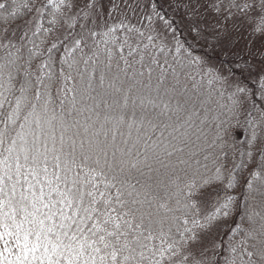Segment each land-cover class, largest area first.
Masks as SVG:
<instances>
[{
    "label": "trees",
    "instance_id": "1",
    "mask_svg": "<svg viewBox=\"0 0 264 264\" xmlns=\"http://www.w3.org/2000/svg\"><path fill=\"white\" fill-rule=\"evenodd\" d=\"M148 1L137 31L74 44L58 0H0V130L14 102L30 132L21 160L0 146L4 236L53 264H264V57L204 37L264 36V0Z\"/></svg>",
    "mask_w": 264,
    "mask_h": 264
},
{
    "label": "rangeland",
    "instance_id": "2",
    "mask_svg": "<svg viewBox=\"0 0 264 264\" xmlns=\"http://www.w3.org/2000/svg\"><path fill=\"white\" fill-rule=\"evenodd\" d=\"M58 2L63 8V19L60 24L61 30L59 35L67 29L73 31L75 28V31H77V33L74 31L76 37L72 38L74 44H83L82 42L85 39H89L91 35H110L108 32L113 30H115L114 34L120 33L126 35L133 33V30L137 31L140 26H143L142 19L146 17L147 9L150 8L148 0H58ZM209 15L210 13L204 12L202 14L203 19L206 21ZM149 17L147 15L148 20H150ZM207 25H212L216 30H211V32L206 31L205 38L218 34L226 38L228 42L231 41L230 39L234 40V45H247L252 48L254 56L264 57V36L259 34L256 27L248 25L245 22H239L236 19L230 21L218 18H212V21ZM261 47L263 48V52H260ZM11 82L6 75H0V111L2 110L5 98H7L5 93H10L12 88ZM12 97L14 96H11L10 99ZM8 107L10 115L6 116V118L10 120L5 126H1L0 146L4 150V153L12 152V158L15 162L16 160H21L25 155L27 137L30 135V132L27 131V104L18 106L17 108V105L13 102L11 105L8 104ZM21 124L22 127L20 128ZM37 125L36 131L40 127ZM23 168H27V166ZM8 172L17 173V166L12 160L8 164ZM0 179H3V175L0 176ZM5 200V198H2L0 201V213L3 215H7L6 212L8 210L11 213L13 212L10 201ZM21 212L23 211L18 210L15 214L19 215ZM23 217H27V214H22ZM23 222L27 225V218ZM5 227L6 225H2V222H0V264H27V260H34L35 264H53L44 256L38 257L42 252L43 245L42 247L41 245L36 247L33 245V248H27V226L26 230L18 231L16 236H4ZM10 236L13 237V240L10 239ZM208 244L207 241L205 246H203L204 249H208ZM37 249H40L39 254H34L32 259H27V252L29 251L30 253ZM49 249L51 250L52 247H49ZM62 255L65 256H63L65 260H56L58 264H78L75 260L67 259V254ZM205 259L208 262L210 256L205 255Z\"/></svg>",
    "mask_w": 264,
    "mask_h": 264
}]
</instances>
